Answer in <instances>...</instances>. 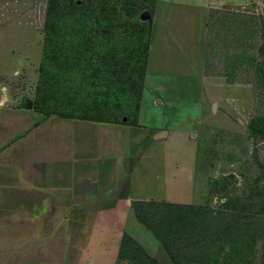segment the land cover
Returning a JSON list of instances; mask_svg holds the SVG:
<instances>
[{"label": "rangeland", "instance_id": "1", "mask_svg": "<svg viewBox=\"0 0 264 264\" xmlns=\"http://www.w3.org/2000/svg\"><path fill=\"white\" fill-rule=\"evenodd\" d=\"M153 1L149 3L153 16L149 51L153 41H159L153 61L162 54L179 55L182 64L165 62L163 69L185 77L147 78V66L143 82L135 73L130 74L131 79L126 77V72L121 78L107 80L91 70L85 78L79 77L71 69L63 77L55 61L45 60L48 0H0V87L35 105L48 67L53 87L59 88L62 82L80 87L78 96L85 105L64 110L123 123L151 122L154 130L170 128L168 141L161 148L155 146L148 160L154 192L145 210L159 212L167 203L212 209L208 221L194 229L190 241L182 239L183 247L177 251L183 264H264V180L260 176L264 142L248 128L257 109L254 88L252 83L205 71L211 8L261 14L264 0ZM123 14L120 21L112 23L103 20L97 24L91 18L78 24L75 20L69 25L67 49L75 52L82 47L87 59H97L101 65L108 58L125 62L126 51L114 49L120 40L132 37L133 24L125 20L128 13ZM220 58L216 63L226 57ZM174 81L181 86L179 90ZM161 90L177 101L171 119L161 106L155 107L157 103L167 105L166 100H158ZM90 210L41 207V244L27 249L22 260L26 264H138L132 252L143 249L158 264H174L159 236L139 218L134 206L121 208V222L108 211L97 216ZM50 216L57 222H49ZM11 257L18 262V256Z\"/></svg>", "mask_w": 264, "mask_h": 264}, {"label": "crops", "instance_id": "2", "mask_svg": "<svg viewBox=\"0 0 264 264\" xmlns=\"http://www.w3.org/2000/svg\"><path fill=\"white\" fill-rule=\"evenodd\" d=\"M152 44L147 78L185 77L163 69L165 62L182 64L181 56L162 54L153 61L159 41ZM160 97L167 105L155 107L173 118L177 101L163 90ZM25 101L0 87V264H26L21 256L39 248L41 207L91 208L97 216L108 211L121 222V208H133L135 201L153 194L148 160L152 149L163 147L171 135L170 128L154 130L151 122L46 115ZM163 129L166 134L156 136ZM49 222L57 220L50 216ZM11 256H18V262Z\"/></svg>", "mask_w": 264, "mask_h": 264}, {"label": "trees", "instance_id": "3", "mask_svg": "<svg viewBox=\"0 0 264 264\" xmlns=\"http://www.w3.org/2000/svg\"><path fill=\"white\" fill-rule=\"evenodd\" d=\"M151 2L154 1L48 0L45 21L46 62L55 61L57 72L63 77H66L71 69H75L74 71L79 77L85 78L86 72L91 70L93 75L96 76L100 73L107 80H113L116 76L121 78L122 75H126L124 73L126 72L128 73L126 77L130 76L131 79L132 75L130 74L135 73L140 82H143L153 32V16L149 5ZM123 13L129 15V19H125L126 22L133 24V29L130 32L132 37L128 40H120L114 49L126 51L125 62L108 58L101 65L97 59H87L82 47L76 49L75 52L67 49V33L70 24L87 23L91 18H94L97 24H101L103 20L105 23L117 22L123 17ZM75 20L77 21L74 22ZM75 28L70 29L79 33L82 31ZM207 31L205 71L209 75L229 77L231 81L252 83L255 97L254 106H257V109L251 114L248 128L254 137L264 142V13L212 7ZM106 33H111V31L107 30ZM77 39L81 40L82 37L78 35ZM110 41L112 40L110 39ZM221 54L223 55L221 56ZM224 56L226 57L224 61L216 63L218 58H224ZM50 73L48 67H45L43 86L41 85L39 89L38 100L35 104L37 110L64 116L113 121L106 116L77 115L64 110L85 105L78 96L80 87L73 84L67 86L62 82L59 88H55L49 80ZM260 176L264 180V162H260ZM146 204H150L149 201L137 200L134 202L133 206L137 215L159 236L174 264H183L181 252L179 254L177 251L183 247L182 239L186 243L190 241L194 229H199L200 224H205L208 221L212 209L195 204L167 203L159 212H149L144 208ZM191 241H194L193 245L197 244L194 239ZM140 251L132 252L136 256L138 264H158L145 250L140 249ZM196 256L200 257V254H196Z\"/></svg>", "mask_w": 264, "mask_h": 264}, {"label": "water", "instance_id": "4", "mask_svg": "<svg viewBox=\"0 0 264 264\" xmlns=\"http://www.w3.org/2000/svg\"><path fill=\"white\" fill-rule=\"evenodd\" d=\"M166 130H161V131H159L157 134H156V136H163V135H165L166 134Z\"/></svg>", "mask_w": 264, "mask_h": 264}]
</instances>
